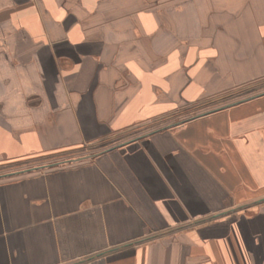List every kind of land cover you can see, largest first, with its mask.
I'll return each instance as SVG.
<instances>
[{
    "label": "crops",
    "instance_id": "obj_1",
    "mask_svg": "<svg viewBox=\"0 0 264 264\" xmlns=\"http://www.w3.org/2000/svg\"><path fill=\"white\" fill-rule=\"evenodd\" d=\"M262 83L264 0H0V264H264Z\"/></svg>",
    "mask_w": 264,
    "mask_h": 264
},
{
    "label": "rangeland",
    "instance_id": "obj_2",
    "mask_svg": "<svg viewBox=\"0 0 264 264\" xmlns=\"http://www.w3.org/2000/svg\"><path fill=\"white\" fill-rule=\"evenodd\" d=\"M259 87V88H258ZM259 91H263L264 92V83H262V84H260L259 86H256L254 89H252V90H246L245 92H240V93H235V94H232V95H230V96H227V97H225V98H222V99H220V100H218V101H215V103L214 104H212V105H210L209 107L208 106H206V107H204V108H207L208 107V109H211V108H214V107H218V106H220V105H222V104H225V103H227V102H232V101H234V100H237V99H239V98H242V97H247V96H249V95H252L253 93H256V92H259ZM212 106V107H211ZM203 108V109H204ZM206 110V109H205ZM205 110H197V109H189V110H187V111H185L183 114V116H192V115H195V114H197V113H200V112H202V111H205ZM63 154V155H62ZM61 154V156H59V157H53L52 159H55V160H61V159H65V158H68V157H71V156H68V155H72V154H67V153H62ZM76 155V154H75ZM39 162H44V160H39ZM6 170L7 171H11V170H13V171H15L16 169H0V173H4V172H6Z\"/></svg>",
    "mask_w": 264,
    "mask_h": 264
},
{
    "label": "water",
    "instance_id": "obj_3",
    "mask_svg": "<svg viewBox=\"0 0 264 264\" xmlns=\"http://www.w3.org/2000/svg\"><path fill=\"white\" fill-rule=\"evenodd\" d=\"M226 107V106H225ZM224 108V107H223ZM220 109H222V108H220ZM219 109V110H220ZM90 157V156H89ZM89 157H86V158H89ZM82 159H85V158H80L79 160H82ZM7 175H10V174H7Z\"/></svg>",
    "mask_w": 264,
    "mask_h": 264
}]
</instances>
